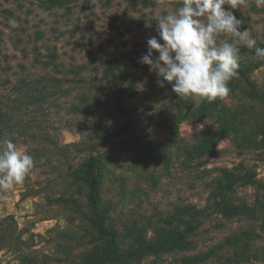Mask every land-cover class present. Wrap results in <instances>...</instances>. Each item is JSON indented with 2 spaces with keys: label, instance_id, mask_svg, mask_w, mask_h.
Wrapping results in <instances>:
<instances>
[{
  "label": "rangeland",
  "instance_id": "rangeland-1",
  "mask_svg": "<svg viewBox=\"0 0 264 264\" xmlns=\"http://www.w3.org/2000/svg\"><path fill=\"white\" fill-rule=\"evenodd\" d=\"M20 3L0 0V105L15 106L0 125V143L11 139L19 150L26 149L34 167L23 184L0 188V219L13 217L28 248L0 251V264H20L21 253L31 254L37 264H70L91 246L85 187L69 176L89 153L98 155L102 166L99 213L116 230L123 250L140 251L131 237L150 240L156 226L167 228L168 221L171 228L180 227L189 215L179 218L178 213L187 207L204 209L189 235L190 247L148 251L133 264H264L262 213L223 216L207 201L225 168L253 175L252 184L237 181L228 192L234 205L252 206L263 195L264 148L248 129L254 130L256 118L264 114V102L249 88L228 83L227 97L196 112L204 99H178L171 83L160 87L162 77L139 62L147 40L157 36L154 18L181 5L174 0H76L68 7L43 9L37 0ZM233 11L257 44L264 42V7L248 0ZM9 18L18 21L17 28H11ZM53 48L58 67L45 63ZM246 49L240 47V61L251 58ZM111 60L120 77L103 78ZM80 64L78 77L85 83L76 81ZM248 74L258 90L264 89V64ZM57 78L67 92L29 99L16 92L21 79L41 85ZM81 94L89 96L92 107L76 112L72 106L81 103ZM223 113L244 120L245 129L239 126L237 134L211 140ZM123 125L127 128L121 132ZM147 141L162 153L145 149ZM204 141L210 146L205 153L189 150ZM76 142L96 147H64ZM234 235L242 241L230 244ZM243 244L244 253L234 260V248Z\"/></svg>",
  "mask_w": 264,
  "mask_h": 264
},
{
  "label": "trees",
  "instance_id": "trees-1",
  "mask_svg": "<svg viewBox=\"0 0 264 264\" xmlns=\"http://www.w3.org/2000/svg\"><path fill=\"white\" fill-rule=\"evenodd\" d=\"M20 5V1L17 0ZM39 5L43 9H50L53 7H68L69 3H72L76 0H37ZM147 1V0H142ZM177 4L181 5V0H174ZM21 6V5H20ZM5 13L11 14L12 11L9 9L3 10ZM37 37H40L38 32H36ZM260 47H264V42H259ZM251 58L245 61H240V66L238 68V76L229 81L230 84L235 86H244L250 89L255 96H258L264 102V89L258 90L256 85L252 83L249 77V72L260 67L264 64V60L258 59L253 50H249ZM48 60L45 63H54L53 66L58 67L55 63V58L57 57L56 50L50 49L47 53ZM84 67L83 64L76 66L78 72H75L77 82H86V79L80 78L79 72ZM116 63L111 60L110 65L104 68L102 72L103 78H110L114 76H119L115 72ZM75 69V70H76ZM71 70H74L73 68ZM61 71V70H60ZM74 80V79H73ZM59 82V78L55 79L53 84H41L37 85L35 83L29 82L27 80L21 79L17 83L16 92H23V96L28 99L36 96L43 92H67L66 89L56 84ZM37 92V94H36ZM32 100V99H30ZM217 99L209 101L207 99L202 100L199 106L195 107L196 112H204L207 106L214 105ZM20 101V100H18ZM80 104L72 106V109L76 112H82L85 109H91V102H89V96L87 94L80 95ZM4 106L0 105V125L3 123L6 112L11 111L15 107L14 104H8L4 102ZM236 115H226L222 114L221 127H219L218 134L214 135L211 140H220L226 137L228 134L231 135L237 134L239 126L245 129V121L238 120ZM174 120V118H173ZM253 129L250 130L255 139L259 137V142H261L262 147L264 148V114L260 118H256L255 123L253 124ZM127 128L126 125L120 127L119 131L123 132ZM246 132V130H245ZM244 132V133H245ZM250 134V133H249ZM213 143V141L211 142ZM207 143L204 141L197 147H189V150L197 152L199 154L205 153L206 150L210 147H206ZM79 146V149H94L96 143H88L87 145L81 144L79 142L64 144V147H76ZM142 146L148 151H159L162 153L158 145L151 142H142ZM142 147V148H143ZM220 176L216 178V185L210 191V197L207 199L208 202L212 203L211 206L214 207V210L219 215L231 216L240 213V211H248L252 214H255L257 211L262 213L263 220L261 223L262 229H264V193L263 195L256 198L253 203V207L249 205L236 204L234 205L228 195V192L232 189L234 183L237 181H243L249 183L252 181L253 175L250 173H236L234 169H221ZM69 176L76 181L82 182L85 187V199L86 203L89 206L90 216L86 217L88 224L93 228L94 235L92 236V242L90 247H86L84 251H81L71 262L70 264H133L139 263L146 252L151 251L152 253L157 254L159 248L163 251L169 249H187L191 246L192 241L189 239V235L193 233L194 228L199 226V219L202 217L204 209L197 210L187 207L184 212L178 213L179 218L183 217V214H188L186 220L181 219L180 227H172L170 221H168L167 228L158 227L154 229L153 236L150 240L138 238L136 240L133 236L131 240L134 244H137L138 247H142L140 251L137 250H123L121 248L119 238L117 237L116 230L113 227H109L106 223V218L100 215V186H101V177H102V166L99 159V156L96 154L89 153L82 162L78 165L77 169L71 170ZM253 182H251L252 184ZM264 190V185L262 184ZM252 207V208H251ZM260 216V217H261ZM198 219V220H197ZM182 226V228H181ZM90 234V232H89ZM245 234V233H244ZM33 237V236H32ZM31 237V238H32ZM130 238V234H126L124 238ZM33 239V238H32ZM228 239V238H227ZM123 243V240H121ZM242 241L240 236L234 235L230 237L229 243L234 244ZM11 248L12 251L22 250L23 248H28L27 240L23 238V232L17 230V225L15 220L11 215H6L0 219V251L4 249ZM245 244L240 245L239 249L234 248L233 255L234 260H238V256L245 251ZM9 250V251H11ZM144 253V254H143ZM213 253V251H211ZM19 262L20 264H37L34 257L29 253H21ZM232 258V257H231ZM230 258V259H231ZM232 260V259H231Z\"/></svg>",
  "mask_w": 264,
  "mask_h": 264
},
{
  "label": "clouds",
  "instance_id": "clouds-1",
  "mask_svg": "<svg viewBox=\"0 0 264 264\" xmlns=\"http://www.w3.org/2000/svg\"><path fill=\"white\" fill-rule=\"evenodd\" d=\"M247 3L248 0H181L180 7L154 18L157 36L147 40V53L139 62L162 77L158 80L160 87L164 82L171 83L180 100L227 97L229 81L238 76L240 47L253 50L258 59L264 60V47L242 27L244 21L233 11ZM255 4L257 8L264 7V0H255ZM8 23L11 28L18 27L15 18H9ZM222 35L228 39L218 41ZM153 50L158 53L155 57ZM33 167L34 159L26 149L19 150L11 139L0 143V188L8 190L23 184Z\"/></svg>",
  "mask_w": 264,
  "mask_h": 264
}]
</instances>
